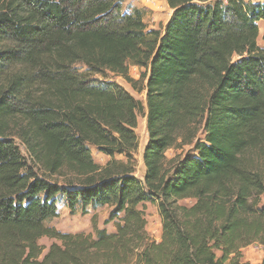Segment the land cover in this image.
Wrapping results in <instances>:
<instances>
[{
  "label": "trees",
  "instance_id": "16d2710c",
  "mask_svg": "<svg viewBox=\"0 0 264 264\" xmlns=\"http://www.w3.org/2000/svg\"><path fill=\"white\" fill-rule=\"evenodd\" d=\"M165 1L160 33L121 0H0V264H249L241 250L264 246V0ZM103 71L137 92L146 78L142 179L144 107L92 78ZM185 145L195 153L166 157ZM58 198L70 213L109 206L114 231L47 226ZM144 202L157 208L158 240ZM42 237L55 240L44 253Z\"/></svg>",
  "mask_w": 264,
  "mask_h": 264
},
{
  "label": "rangeland",
  "instance_id": "374dc122",
  "mask_svg": "<svg viewBox=\"0 0 264 264\" xmlns=\"http://www.w3.org/2000/svg\"><path fill=\"white\" fill-rule=\"evenodd\" d=\"M121 12L122 13H132L134 9H138L142 12L143 21L146 25L147 30H159L160 33L163 32L164 26L167 23L168 19L171 16L172 10L168 7L165 0H121ZM256 1V0H252ZM258 37L257 44L259 46L264 45L263 34H264V21L258 22ZM75 67L80 72H86L87 68L81 64H75ZM145 72L144 68L139 66L129 65L128 73L129 76L133 79H139L140 74ZM92 78L97 79L98 81H109L115 82L126 89L131 95L136 99L140 100L143 107L144 113H141L137 117V127L135 133L137 136L138 144L137 148L133 153L134 159V176L138 179L143 178L144 165L142 161V152L144 146L146 145L148 134L146 129V118L144 116L146 112V94L143 89L146 84V78H144L140 83L141 91H135L131 86L125 82L120 76L114 75L111 72L103 71L99 74H93ZM203 133H199V137H203ZM16 144L19 145L22 155L25 157V162L28 166L33 167L34 171L42 176L41 170L37 165H34L30 158L28 157L25 149L22 145L16 141ZM91 155L94 161L103 166L108 160L109 157L98 152L94 147H90ZM192 147L185 145L182 148L175 150L169 149L166 151L165 155L167 158H171L174 155L184 154H194ZM116 159L124 160V156L116 155ZM50 180L58 181L61 185L63 184V178L60 176H51L48 177ZM182 204H189L190 200L181 201ZM260 207H264V193L260 196L259 204ZM57 217L48 220L46 222L47 226L54 227L56 230L61 232H85L91 233L94 235L96 229H105L107 231H114V220H109V212L111 208L109 206H100L96 208L88 207L84 212L77 208L74 213H70L66 207L64 201L60 198L57 199ZM140 208L144 209L145 218H146V231L148 234L153 237L155 240L159 239L161 232V222L160 217L157 212V208L154 204L150 202H144L139 205ZM55 242L54 239L42 237L39 239L38 243L44 247L43 253L46 251L48 246ZM242 261L249 264L258 263L261 258L264 256V246L259 243H252L241 250Z\"/></svg>",
  "mask_w": 264,
  "mask_h": 264
}]
</instances>
